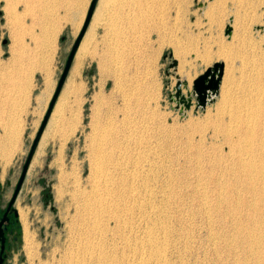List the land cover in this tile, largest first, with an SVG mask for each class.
<instances>
[{
    "label": "rangeland",
    "instance_id": "374dc122",
    "mask_svg": "<svg viewBox=\"0 0 264 264\" xmlns=\"http://www.w3.org/2000/svg\"><path fill=\"white\" fill-rule=\"evenodd\" d=\"M261 1L99 0L18 198L21 237L7 264H71L75 260L76 264H99V254L110 255L111 248L120 264H131L149 258V240L166 245L163 249L169 253L164 255L169 254L170 264L179 258L177 254L185 264H241L240 259H248L240 245L232 243L237 241L238 231L252 223L247 205L252 195L233 184L239 175L231 169L230 142L215 136L214 131L221 122L231 124L227 113L237 103L234 99L264 68ZM92 2L0 0V139L10 129L21 133L19 149L9 164L0 162L5 200L21 177ZM15 7L19 8L17 15ZM229 28L232 32L227 35ZM43 32H47L45 36ZM44 40L49 41L46 64L21 58L32 47L43 46ZM13 55L17 60H11ZM217 63L224 66L221 84L214 99L203 105L194 82ZM19 91L23 93L19 95ZM189 91L193 95L188 107L178 95L188 97ZM121 96L128 100L121 102ZM128 101L140 111L133 117L139 126L144 125L140 135L146 137L147 160L158 166L154 169L159 170L166 198L163 200L165 193H160L162 188L156 184V214L150 216V210L142 213L134 204L129 214L119 212L121 232L105 235L102 230L107 228L110 207L97 208L102 213L96 215L84 200L96 185L94 145L101 131V116L111 106L113 112L119 110L117 122L122 125L121 111ZM136 154L132 148V161L127 168L125 165V172H132L133 163L140 158ZM128 199L124 201L127 205ZM23 214L36 240L31 255L25 251ZM150 231L155 232L152 239L147 236ZM230 243L233 250L226 247ZM71 252H76L74 260ZM89 252H95L97 258ZM136 252H141L139 258ZM157 263L154 258L149 264Z\"/></svg>",
    "mask_w": 264,
    "mask_h": 264
},
{
    "label": "bare ground",
    "instance_id": "6f19581e",
    "mask_svg": "<svg viewBox=\"0 0 264 264\" xmlns=\"http://www.w3.org/2000/svg\"><path fill=\"white\" fill-rule=\"evenodd\" d=\"M261 2H263V0ZM261 2H259L257 4L261 5ZM257 4H256V6H257ZM252 5H254V3H252ZM263 5H264V3H262V7H263ZM6 7H7L6 8L7 10L11 9L10 6H6ZM257 8H258V6H257ZM14 9L16 10L15 13L17 15V11L19 8L15 7ZM58 28L59 27H57L55 30L58 31ZM57 31L56 32L54 31L55 35H57V33H59ZM44 33L45 32H43V35L45 36V34L47 32L45 34ZM47 40H44V42H42L43 46H40V47L34 46V47H32V48H34L32 50L27 49L28 52L26 53V56L23 55L24 57L21 56V58L29 59V61H31L32 63H36V64H39V63L40 64H42V63L46 64V62H48L47 43L49 42ZM17 58H18V56L13 55L11 60L12 61L17 60ZM19 59H20V57H19ZM101 68H102V66H101ZM104 69H106V68H104ZM106 70H108V69H106ZM257 74L258 75L252 80V83L250 82L248 84V86L243 87L242 91L239 92L240 93L239 96L236 99H234L235 101H237V103L232 105L231 110L229 111V113H227V116L230 115L229 116L230 122L228 121V123H231V124L228 125L229 127L226 126V123L223 122V124H222V122H221V125L218 124L219 127H217L214 131L215 136H217L218 138H219V136H222L225 138L226 141L230 142L231 146H230V150H229L230 152H229L228 157L232 161V168L231 169L233 171L237 172L239 175V176H236L237 180L233 184L236 186L241 185V186L245 187V189H248L252 195V197H251L252 202L247 204L250 207V210L252 211V214H253V216L251 217L252 223L248 226V228L245 227L244 230H239L238 236L235 238L237 241H234L232 243V244H236L237 247L240 245V247L242 248V251H244L243 253L246 254V257L248 256L247 257L248 259H246V260H244V259H243V261H241L242 259L239 260V262L241 264H264V226L259 227V226L255 225L256 222L264 225V68L260 69ZM102 76H104V74H102ZM109 76H111V75H109ZM109 76L107 75V78ZM104 77H106V76H104ZM115 78H113V79H115ZM110 79H111V77H110ZM117 79H118V77H117ZM130 79H132V78H130ZM130 79L127 81H130ZM105 80H106V78H105ZM115 81L118 82V80H115ZM127 81H125V84ZM27 82H28V84H25L26 88L29 85V80ZM121 82H123V80ZM134 82H136V80ZM24 83H26V81H24ZM24 83H22L21 85H23ZM115 84L117 85V83H115ZM121 84L124 85V83H121ZM128 84H130V83H128ZM18 85H19V83H18ZM50 85H52V84H50ZM23 86H21V87H23ZM130 86H131V84H130ZM48 87H50V86H48ZM117 87L119 88V86H117ZM14 88H15V86H14ZM18 88H19V86H18ZM26 88H24V89H26ZM103 88L106 89V87H103ZM126 88L127 87L125 86V90H126ZM133 88H132V90H133ZM27 91H28V88H27ZM135 91H136V88H135L134 92ZM20 92H22V91H19L18 94ZM100 93H101V91H100ZM118 93H120L119 90H118L117 94ZM121 93H123V91H121ZM125 93H126V91H125ZM125 93H123V94H125ZM232 93H234V92L232 91ZM132 94H134V93L132 92ZM139 94H141V93H139ZM212 94H213V92L209 91L208 103H210L214 99L215 94H213V95ZM237 94H238V91H237ZM19 95H21V94H19ZM119 95L120 94H118V96ZM192 95H193V93L189 91L188 97L184 96L186 98V101H188L189 99L192 101ZM125 96H127V95H125ZM125 96H123V97H125ZM137 96H140V95H137ZM232 96L234 97V95H232ZM100 97H102V95ZM131 97H133V96H131ZM131 97L129 98L130 100H131ZM226 98H227V96H226ZM16 99L19 100L18 98H16ZM119 99H121V102H123L122 100H125V101L128 100L127 98L122 99V96ZM137 99L139 100L138 97H137ZM62 101H63V99H62ZM117 101H115V102H117ZM129 101L124 102L125 103V105H123L124 108H123V110L121 109L122 110L121 115H123V120L121 121L122 125L117 122L118 116H119V112H118L119 110L113 112V109H111V106H109L110 109L105 110V113L101 116V119H100L101 120L100 121L101 126L98 127L101 131L99 130L100 134H99V137L96 139V145H94V146H96L94 148L96 154H94L91 150V152L94 155H96V160H94V161H97V163L95 164L97 166H95L96 168L93 172L95 175V178L92 176L96 180V182H94V183H96V185L94 186V189L90 193L88 192L89 194L86 196V199L84 200V202H85L86 208H89V210L92 213L93 212L97 213L96 215H98V214L101 215V213H102V210L97 209V208L102 209L105 206L108 208L110 207L111 210L108 211V218H107V222L109 225L106 222L107 228L105 225H103V226H105L106 229L103 227L104 230H102L103 234L105 233V235L107 232H110L113 230H115V231L117 230V233L121 232V230H122V215L120 216L121 213L119 214V212L123 211L125 214H129L133 210L134 204H137V206L139 205V209L142 213H147L148 210H150L151 211L150 216H154L157 212L156 209H158V206L155 205V203H156L155 201H158L157 200L158 198L156 199V193L159 192L156 190V188H157L156 184L158 185V187L162 188L161 190L159 188L160 193L167 192L164 189L165 186L163 185V183L160 179V175L157 173V172H159V170L156 172V169H154V167L155 168L157 167V169H158V166H154L151 159L147 160L149 158L150 154H148L147 146H145L147 142H146V139H144V138H146V137L143 136L142 134L140 135L141 129H142L141 133L143 132V128H144L143 126L144 125L141 124L142 127H140L141 125L139 126L140 123H139L138 119L134 120V117H133L136 113H138L140 111L136 112L137 111L136 109H138V108H136L137 107L136 104H135L136 107H132L133 104L132 105L128 104ZM140 101H141V99H140ZM138 102L139 101H137V103ZM228 102H230V101H228ZM232 103H233V101H232ZM117 104H118V102H117ZM101 105H102V103H101ZM104 105H105V103H104ZM111 105H113V104H111ZM114 105H116V103H114ZM119 105L120 104H118V106ZM109 107H107V108H109ZM229 107H231V106H229ZM139 109H140V107H139ZM80 110H82V109H80ZM221 110H222V108H221ZM96 111L99 112L98 110H96ZM94 113H95V110H94ZM144 115H145V113H144ZM95 118H96V116H95ZM138 118H140V117H138ZM144 120H146V119H144ZM80 123H82V122L80 121ZM98 124L99 123H97V125ZM9 125L11 126L12 124H9ZM9 125H7V126H9ZM15 126H16V124H15ZM215 127H216V125H215ZM223 127H224V129H223ZM14 128H16V127H14ZM6 129H7V127H6ZM145 129H146V127H145ZM11 130H13V129H10V131L8 130V133H5L6 135L0 139V158L3 159V156L9 155V160L5 161L6 166L9 164V162L11 161V159L13 158L15 153L18 151V149H19L18 143H19V139L21 136L20 132H19L20 134H18L17 131L13 130L11 132ZM16 130H18V129H16ZM96 134H97V132H96ZM231 142H233V143H231ZM45 143H46V141H45ZM42 145H43V143H42ZM43 147H44V145H43ZM132 148L135 149V151H137V154L140 156V158L137 157V154L135 155L138 159L136 158L137 161L135 160V162L133 163L134 166L132 167L133 168L132 172L130 171L129 173H127L128 169H126L127 171L125 172V165L127 164L126 165V168H127V166L132 161L131 155H130ZM41 152H43V151L41 150ZM132 152H134V151H132ZM149 152H151V151H149ZM92 153H91V155H92ZM133 155H134V153H133ZM92 162H93V160H92ZM133 164H131V165H133ZM79 184L81 185V183H79ZM152 184L153 185L155 184V186H153ZM58 194H60V193H58ZM84 194L86 195V192ZM163 197H164L163 200H165L166 193L163 194ZM126 198L127 199L129 198L128 200H130L129 205L126 204L127 202H124V201H127V200H125ZM83 216H85V215H83ZM83 216H82V218H83ZM26 217L27 216H25L24 214L22 215V218L24 220V225H25V230H24V241H25V249H26L25 251H27V253L30 254L31 251H33L32 248H34L33 245L35 243L34 241H36V240H35L33 232H31V230H30V227H29V224H28ZM111 223L112 224L115 223L114 224L115 226L113 225L114 226L113 229L110 228ZM93 227H95V226H93ZM94 230H95V228H94ZM88 233L90 234V232H88ZM154 233L155 232L150 231V232H148L147 236L150 239H152L154 237L153 236ZM164 233H165V230H164ZM155 243H156L155 240H154L153 244H152L151 240L148 241V245H149V258L148 259H145V258L142 259V257H141L140 261L135 262V263H131V264H149L152 260H154V258L156 260L158 259L157 264H170V259L166 258L167 255H169V254H167L166 256L164 255L165 254L164 252H166L168 250V249H166V251H164L165 249H163V246L165 247L166 245H162V243H161L160 244L161 246H160L159 244L155 245ZM244 244H246L247 246L245 247ZM226 247L232 249L231 243L228 244ZM36 249H37V247H36ZM111 249L113 251L110 255H109V253L105 254L106 252L104 253L102 250V252L104 254H102V253L99 254L101 256L98 257V261L96 260V262H100L99 264H120L118 262V260L116 259L117 254H116L115 249L114 248H111ZM217 250H218V248H217ZM104 251H105V249H104ZM34 252H36V250ZM69 252H70V250H69ZM108 252H109V250H108ZM71 253H73V252H71ZM74 253H76V252H74ZM74 253L71 254L70 256L75 255ZM94 253H90V256L92 257ZM136 253H137V257L139 258L141 255V252L140 253L136 252ZM166 253H169V252H166ZM34 255L37 256L35 253H34ZM95 255L96 254H94L93 257H95ZM107 255H109V256H107ZM178 255H180V254L176 255L179 258L178 259L175 258L176 260H174V261L171 260L172 261L171 264H185L186 263V262L185 263L182 262L183 261V259L181 258L182 255L181 256H178ZM170 256H171V254H170ZM65 257L66 256H64V258ZM80 257L84 258V255L80 256ZM83 258H82V260H84ZM92 258L90 260H92ZM96 258L97 257H95L93 259H96ZM29 259H30V257H29ZM67 259H71V258L68 257ZM79 259H81V258H79ZM73 260H74V257H73ZM63 261H62V263H63ZM72 261H70V262H72ZM75 261H73V262L75 263ZM237 261H238V259H237ZM90 264H92V263L90 262ZM122 264H124V263H122Z\"/></svg>",
    "mask_w": 264,
    "mask_h": 264
},
{
    "label": "water",
    "instance_id": "95a60500",
    "mask_svg": "<svg viewBox=\"0 0 264 264\" xmlns=\"http://www.w3.org/2000/svg\"><path fill=\"white\" fill-rule=\"evenodd\" d=\"M98 3H99V0H93L91 7H90V10H89V13H88V16H87V19L85 21L84 27H83L79 37L77 38L70 54H69V57L67 59L66 65H65L64 72H63L61 79L58 83V86H57V89H56L55 94L53 96V99L50 102L47 113H46L44 120L41 124V127L37 133V136L33 142V145L31 147V151L28 155L26 163L24 164L23 171H22L21 177L19 179L14 197L10 203V208L15 204V202L18 198V195L21 192L22 186L25 183L26 177L28 175V171H29V169L31 167V163L33 161V158H34L35 154L37 153V150H38L40 143L42 141V137L44 135V132H45L46 128L48 127V124H49L50 118L52 116V113L54 111L55 105H56V103L59 99V96H60V94L64 88V85L68 79V76H69L70 70L72 68L73 62H74L75 57L78 53L80 45H81V43H82V41H83V39L87 33V30L91 24V21H92V18L94 16V13L97 9ZM231 32H232L231 28H229L227 30V35H230ZM223 69H224V66L222 64L217 63L213 66V68H209L205 72V74L200 76L194 82V91L197 94L198 100L201 104L205 105L208 102L209 91L213 92V94L217 93V91L220 87V84H221ZM178 96L182 97V101L186 102L188 107L192 104V101L190 99L188 101H186V98L184 96H181L180 94ZM0 239H2V241H4V234L2 231L0 232Z\"/></svg>",
    "mask_w": 264,
    "mask_h": 264
},
{
    "label": "flooded vegetation",
    "instance_id": "af4514ba",
    "mask_svg": "<svg viewBox=\"0 0 264 264\" xmlns=\"http://www.w3.org/2000/svg\"><path fill=\"white\" fill-rule=\"evenodd\" d=\"M17 185L15 186L11 197L5 200L3 194L5 188L1 182L0 169V232L2 231L4 234V241L0 239V264H7L10 255L16 250V246L21 237L22 229L20 224L19 211L16 205L24 184L15 204L10 208V203L14 197Z\"/></svg>",
    "mask_w": 264,
    "mask_h": 264
},
{
    "label": "crops",
    "instance_id": "0c3cea01",
    "mask_svg": "<svg viewBox=\"0 0 264 264\" xmlns=\"http://www.w3.org/2000/svg\"><path fill=\"white\" fill-rule=\"evenodd\" d=\"M4 157H8L7 161L9 160V155L4 156ZM0 159H1V158H0ZM3 161H5L4 158L2 159V161L0 160V162H1L4 166H6L5 162H3Z\"/></svg>",
    "mask_w": 264,
    "mask_h": 264
}]
</instances>
